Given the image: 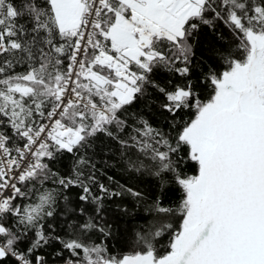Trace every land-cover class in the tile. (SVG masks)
Instances as JSON below:
<instances>
[{
  "label": "snow or ice",
  "instance_id": "1",
  "mask_svg": "<svg viewBox=\"0 0 264 264\" xmlns=\"http://www.w3.org/2000/svg\"><path fill=\"white\" fill-rule=\"evenodd\" d=\"M0 264H264V0H0Z\"/></svg>",
  "mask_w": 264,
  "mask_h": 264
},
{
  "label": "trees",
  "instance_id": "2",
  "mask_svg": "<svg viewBox=\"0 0 264 264\" xmlns=\"http://www.w3.org/2000/svg\"><path fill=\"white\" fill-rule=\"evenodd\" d=\"M205 49L207 48V43L204 45ZM206 58V57H205ZM105 152L108 151L109 145L107 141H103L100 145ZM117 157L119 153H116ZM110 167L106 168L105 171L108 176H113L116 180L121 183L127 182L129 185L135 186L137 189L143 191L146 195H160V190L157 189L155 181L150 180L146 177L143 178H131L124 174L121 170L120 164L117 160L109 161ZM189 174L191 171L189 170ZM106 182V181H105ZM164 203L166 205L175 202L179 196L174 190L165 191L162 194ZM117 205L120 207H128L129 210L133 209V201L131 199L125 200H116L110 202V206L114 210V213L117 217H120L119 222L115 226V238H109L105 241V243L109 246V248L113 251L114 254L126 253L133 250L134 244L133 233L136 230L135 226L140 223L138 219H130L127 216H121L118 211H115ZM130 220V223L128 222ZM168 237L166 236L162 243H167Z\"/></svg>",
  "mask_w": 264,
  "mask_h": 264
}]
</instances>
